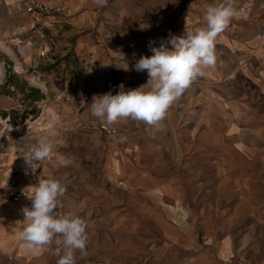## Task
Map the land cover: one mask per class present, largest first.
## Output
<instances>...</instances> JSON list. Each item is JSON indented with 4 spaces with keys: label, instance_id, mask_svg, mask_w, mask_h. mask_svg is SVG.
Segmentation results:
<instances>
[{
    "label": "rangeland",
    "instance_id": "374dc122",
    "mask_svg": "<svg viewBox=\"0 0 264 264\" xmlns=\"http://www.w3.org/2000/svg\"><path fill=\"white\" fill-rule=\"evenodd\" d=\"M62 1L64 13L42 16L33 26L25 0H0V83L9 69L25 75L46 96L39 113L16 126L0 118V181L15 185V171L27 170L24 156L40 137L47 136L53 151L25 182L38 185L42 179L53 178L67 186L62 197L66 213L87 222V254L77 251L76 264H201L196 261L201 253L214 258L211 264H250L252 243L245 237L251 217L221 219L218 214L248 201L251 154L264 153V49L252 51L251 57L238 64L221 65L227 73L223 79L216 78V65L212 71L205 69V75L191 85L199 94L196 98L209 103L207 126L199 123L198 106L187 109V123L181 125L184 121H180L176 128L170 121L165 124L171 128L159 129L130 119L106 125L91 115L90 105L94 96L115 95V84L123 81L117 59L130 62L133 58L131 41L123 33L125 26L137 22L147 26L159 19L172 28V34L185 14L196 15L208 6H217L218 0H108L106 7L93 0ZM245 1L233 5L239 11ZM88 9L92 12L84 25H74L71 17L85 15ZM45 17L68 21L60 27L49 18L43 21ZM262 26L254 33L258 39L264 36ZM79 38L98 39L111 58H116L111 61L109 77H103L100 84L89 71L94 61L91 53L73 51ZM42 50L45 54L40 56ZM219 51L225 55V49ZM147 78V71L139 72L136 84L145 85ZM84 90H91L92 96L83 104ZM18 98L16 94L0 96V107L15 106L22 112ZM172 139L187 144L186 157L180 161L173 159L177 147L169 141ZM152 149L160 152L152 153ZM120 150L137 165L149 168L152 175H109L107 156ZM204 151L206 156L198 155ZM255 164L263 165L264 160ZM157 165L161 167L158 176L151 170ZM229 190L235 193L223 205ZM170 210L194 223L192 233L199 234L195 246H187L183 237L177 241L171 237ZM190 226L183 228L192 231ZM228 236L234 239L235 256L214 257L217 241ZM9 259V264L16 263ZM59 259L50 256L46 263L57 264Z\"/></svg>",
    "mask_w": 264,
    "mask_h": 264
},
{
    "label": "crops",
    "instance_id": "0c3cea01",
    "mask_svg": "<svg viewBox=\"0 0 264 264\" xmlns=\"http://www.w3.org/2000/svg\"><path fill=\"white\" fill-rule=\"evenodd\" d=\"M235 1L237 0H231V3L234 4ZM253 1L254 2H252L251 7L246 11V14L234 17L225 31L217 38V79H223L225 75H227L224 70H221V65L224 66L226 64L233 63L238 64L240 59L251 57L252 51L255 52L256 49H264V36L263 38L258 39L254 34L258 30H261L263 27L262 25H264V0ZM205 2L207 3V0ZM223 2L224 0H218V5ZM79 11L82 12V8H80ZM86 12L87 14L85 15H74L71 17L74 25H77L78 27H80V23L84 25V19L92 12V10L88 9L86 10ZM205 12L206 9H203L200 10V12L196 15L185 14L184 19H181V22L178 23V27L174 29L175 31L172 34L170 32L172 28H170L168 24L165 25V22H160L159 19H155L157 20V22L154 20L150 21L147 26L141 25L139 24V22L131 24V26H125V30H123V33L127 35V38L131 41V45L133 47V58L132 60H130V62H127L126 60L122 61V59L120 58L117 59V61L120 60V70L124 72L122 79L125 83V90L140 87L138 86L139 84H136L137 75L139 72L134 69V65L141 58V56L150 57L152 55L149 49L150 41L153 42V46L159 47L161 43H164L171 49V45L168 44V41L172 37H180L186 35V31L194 32L196 29L206 27V22L204 20ZM67 16L69 15H66V17ZM66 17L64 16V18ZM48 18L54 21V23L56 22L55 24L60 27L64 24V22L67 23L68 21L66 20L63 22L62 18L57 19L54 17H45L43 21L47 20ZM153 22L156 23L153 24ZM80 40L82 41L81 45H79ZM102 44L103 43L98 41V39L94 40L89 38H79V40H77L72 46L75 53L76 51L81 52L82 55L91 53V59H93L94 61L89 65V71L94 72V75L96 76L95 82L97 84H100V81L101 79H103V77H109L111 61L116 59L113 57L111 58L108 49H104L101 46ZM219 49H225V55L224 53H221ZM241 50L243 51L241 52ZM113 53L116 52L113 50ZM212 70L213 69L211 68L210 71ZM207 72H209L208 69ZM231 79H233V77H231ZM198 95V93H194V91L189 87L186 92L168 109L166 118L154 126L158 127L159 129L171 128L170 126L167 127V125L165 124L169 121L174 123L175 128L180 121H184L181 125H185L187 123V120L185 119V113L187 109L193 106H198L199 108L200 125L205 124L207 126L209 103L207 102V99H204L203 97V99L199 98L198 100L196 98V96ZM196 99L198 100V102ZM253 133L254 139H256L258 136V132L256 133L255 131ZM169 141H174L177 147L176 151L174 150L172 153L174 156V161H180L179 159H183L184 157H186V154L184 152V145L187 144L183 142V140L172 139ZM219 142L220 141L217 139L216 145H218ZM158 152L160 151L154 150L152 153L158 154ZM198 155L206 156V151H204L203 153H199ZM130 159V156H128L126 152H122L121 150L114 155L110 154L109 156H107V163L109 166V169L107 168V170H109V175H114L116 177L152 175V173H149V168L137 165L136 162ZM256 160H264V153L258 155V157L256 156V154H251L252 179L251 190H249L248 192V201L246 199H243L242 201L246 200V202H238L232 205L231 208L228 206L220 210V213L218 215L221 219L232 218L233 220H237V218L245 214L251 217V227L248 228V234L245 237V239L247 238L246 240L251 239L252 243L250 264H264V164H260L259 166H257L255 164ZM23 161V165L26 166L25 159ZM16 163L18 166V161H16ZM160 169V165L155 166V168H151L152 171L158 172L154 174L157 176L161 175V173H159ZM34 173L35 171L33 172L30 169H27V172H25L24 176L26 177ZM12 178L14 179V181H16L15 174L12 175ZM35 186L36 185L34 184H26L25 188H28L29 191ZM20 188L21 186L18 187L17 184H10L8 186L6 180L0 181V264H9V258H14L16 260L15 264H47L46 261L50 256H56L51 250L34 253L28 250L25 247V244L18 239V232L22 228L21 222H23L24 220L22 210L25 207L31 208V201L27 197L20 201L11 200V198L9 197L11 191H15ZM234 193L235 192H232L230 190L225 193L224 200L221 201L223 205L227 203L228 197L230 195L232 197ZM66 207L67 206L61 197L60 208H57L55 211H60L63 214H67ZM229 209L232 211L228 215V211H230ZM168 214V218L172 221V223L175 224L174 225L170 223L169 225L171 227V237H173L176 241L180 237H183L187 242V246H195L198 242L197 240L199 238V234L196 235L192 233L195 232V228H192L194 223L190 222L186 217H183L182 214L176 212V210H170ZM184 225H191L192 227L190 226L189 229H192V231L184 229ZM233 240L234 239L228 236L217 241L218 243H216L215 248L216 253L213 254L214 257H234L235 242ZM55 247L56 245L53 244L52 249L54 250ZM197 257L200 258L196 261L200 262L201 264H211L214 259L209 255V253H206L205 256H203L204 258L202 257V253ZM217 259L218 258H216V260Z\"/></svg>",
    "mask_w": 264,
    "mask_h": 264
},
{
    "label": "clouds",
    "instance_id": "9594fccd",
    "mask_svg": "<svg viewBox=\"0 0 264 264\" xmlns=\"http://www.w3.org/2000/svg\"><path fill=\"white\" fill-rule=\"evenodd\" d=\"M99 7H106L108 0H93ZM231 0L217 6H208L204 15L206 27L186 35L172 37L168 44L159 47L149 42L152 55L141 56L135 63L137 72L147 71L148 81L135 89L93 97L91 115L102 124L112 125L120 120H132L154 126L166 118L168 109L191 85L205 75V69L217 63L216 41L234 17L240 16ZM53 144L47 136L40 137L24 156L27 169L35 171L39 164L50 157ZM67 186L57 179H42L24 195L31 201V208H23L24 220L18 239L25 247L40 253L51 250L60 257L57 264H76L75 253L86 255L88 242L87 222L74 214L55 211L60 208V198L65 196ZM53 244L56 245L52 249Z\"/></svg>",
    "mask_w": 264,
    "mask_h": 264
},
{
    "label": "trees",
    "instance_id": "16d2710c",
    "mask_svg": "<svg viewBox=\"0 0 264 264\" xmlns=\"http://www.w3.org/2000/svg\"><path fill=\"white\" fill-rule=\"evenodd\" d=\"M18 95L21 110L15 106L0 107V118L5 119L11 126H16L28 116H36L40 111V103L46 98L44 92L37 86L30 84L25 75L7 69L3 81L0 83V96L11 97Z\"/></svg>",
    "mask_w": 264,
    "mask_h": 264
},
{
    "label": "built area",
    "instance_id": "2783aa9c",
    "mask_svg": "<svg viewBox=\"0 0 264 264\" xmlns=\"http://www.w3.org/2000/svg\"><path fill=\"white\" fill-rule=\"evenodd\" d=\"M252 2H253L252 0L245 1L244 4L239 6V11L241 13L243 11H245V9L248 6H250V4ZM65 11H66V4L62 0H25V12L30 17V19L33 21V26L35 25V23L40 21L42 16L50 15V14H61V13H64ZM39 31L41 33V30H39ZM41 36L43 37L42 34H41ZM44 54H45V51L42 50L40 52V56H43ZM146 80L148 81V78ZM197 81H198V79H197ZM120 84H123L125 87V83L122 80H120L115 84V88L117 90H120L119 89ZM90 91L91 90H84L82 92V103L83 104L91 99L92 95H91ZM102 128L106 129L107 131L111 130V129H108L106 126H102ZM33 146H31V148ZM31 148L28 150V155L30 154ZM40 164H39V166H40ZM26 171L23 169L22 170L17 169L15 171V176H16L15 182L17 185H19V186L21 185V188L18 190L10 192L11 200L20 201V200H23L24 198H26V196L23 194L24 190L28 191V189L25 188V185H26L25 178L26 177L24 175H25ZM9 261H10V259H9ZM12 262H11V264H14Z\"/></svg>",
    "mask_w": 264,
    "mask_h": 264
}]
</instances>
